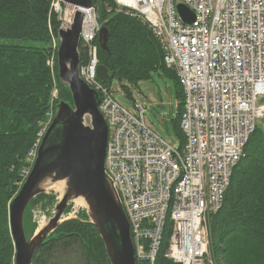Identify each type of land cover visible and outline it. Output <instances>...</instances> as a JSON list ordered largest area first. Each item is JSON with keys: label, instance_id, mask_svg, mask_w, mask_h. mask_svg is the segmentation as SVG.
Listing matches in <instances>:
<instances>
[{"label": "built area", "instance_id": "built-area-1", "mask_svg": "<svg viewBox=\"0 0 264 264\" xmlns=\"http://www.w3.org/2000/svg\"><path fill=\"white\" fill-rule=\"evenodd\" d=\"M60 2L50 0V10L59 12ZM114 2L147 25L184 95L179 123L184 142L176 147L146 124L143 105L135 102L129 112L97 78L96 8L84 10L79 39L86 44L88 60L78 74L99 95L98 109L108 130L104 169L129 222L135 256L155 264L169 219L164 256L180 264H214L206 217L221 207L232 170L264 115V103H258L264 96V0ZM177 3L194 13L192 23L181 19ZM53 50L47 61L52 82L48 120L29 151L22 181L59 96L56 44Z\"/></svg>", "mask_w": 264, "mask_h": 264}, {"label": "trees", "instance_id": "trees-1", "mask_svg": "<svg viewBox=\"0 0 264 264\" xmlns=\"http://www.w3.org/2000/svg\"><path fill=\"white\" fill-rule=\"evenodd\" d=\"M92 4L97 9V22L108 30L106 49L100 47L98 35L94 42L98 62L109 74L104 83L116 79L128 92L129 86H137L153 73L170 78L178 99L171 126L181 147L183 90L174 71L165 65L158 40L147 25L119 10L114 0H92ZM58 16L50 10V0H0V38L30 41L28 45L0 43V264H14L9 203L29 166V151L39 138L48 111L52 82L46 60L54 52L51 35L57 37L61 26ZM78 55L79 65L86 63L87 47L81 40ZM55 76L58 100L71 101L68 88L58 81L56 67ZM55 202L52 192L40 193L30 201L23 222L26 234L32 235L38 226L34 210L50 211ZM206 226L214 264H264V115L232 170L221 207L207 215ZM169 231L167 219L155 264H180L164 256ZM44 254L49 256L48 264H110L102 239L84 210L48 235L35 251L32 264H46ZM136 264L149 262L136 258Z\"/></svg>", "mask_w": 264, "mask_h": 264}, {"label": "water", "instance_id": "water-1", "mask_svg": "<svg viewBox=\"0 0 264 264\" xmlns=\"http://www.w3.org/2000/svg\"><path fill=\"white\" fill-rule=\"evenodd\" d=\"M73 10L67 27L57 30L56 53L58 81L70 93L71 101L55 103L53 117L45 129L31 169L9 203V226L15 248L14 264H32L37 248L64 220L76 217L66 212L69 201L82 199L88 221L102 239L110 264H136L130 225L119 196L104 169L107 125L98 109L99 95L78 74L79 35L83 11L93 7L92 0H62ZM176 11L185 23H192L194 13L177 3ZM108 30L101 25L98 42L107 48ZM109 74L101 64L97 78L105 81ZM62 183L64 190L54 203L53 215L42 227L28 235L24 230V214L30 201L40 193H49L53 184ZM55 189V187H53Z\"/></svg>", "mask_w": 264, "mask_h": 264}, {"label": "rangeland", "instance_id": "rangeland-1", "mask_svg": "<svg viewBox=\"0 0 264 264\" xmlns=\"http://www.w3.org/2000/svg\"><path fill=\"white\" fill-rule=\"evenodd\" d=\"M64 7H62V5ZM65 4L61 1L60 2V9H59V20H64L63 13L65 11ZM58 14V12H55ZM97 15V9H96ZM63 17V19H62ZM0 43H9V44H30V41L21 40L19 38H0ZM58 39L54 35H51V50L53 51L54 44L57 45ZM52 53H50L49 57L46 60H50ZM56 67V63H55ZM106 85L110 88L112 96L125 109L129 112H134V103L137 102L140 105H143L145 110V122L146 124L156 133L158 134L163 140L171 144L172 146L178 147L180 145V140L174 134L171 126V120L175 117L178 99L175 93V86L172 80L162 74L158 75L153 73L151 78L141 81L137 84V86H129V91L125 92L122 87L119 85V82L116 79H112L110 83H106ZM51 100V92L49 97V102ZM258 103H264V96L258 99ZM48 120V115H45L44 121L41 123L42 128L45 126ZM28 165L30 163L29 159L26 160ZM62 185V184H60ZM54 187V186H53ZM48 187V190L52 189L56 194V201L61 197L63 190H57L56 188ZM62 188V186H61ZM83 200L77 198L76 200L69 201L71 213L73 215L77 210L82 211L85 209V204L82 202ZM69 207V206H68ZM53 209L49 211L46 209L43 211L40 208H36L34 210L35 219L38 222V228L42 227L47 223V220L53 215ZM209 245V243H208ZM209 252V246H208ZM65 256L69 257V254H65ZM210 256V255H209ZM46 258V264H48L49 256L44 254ZM64 263V259H58ZM72 263V262H71Z\"/></svg>", "mask_w": 264, "mask_h": 264}, {"label": "bare ground", "instance_id": "bare-ground-1", "mask_svg": "<svg viewBox=\"0 0 264 264\" xmlns=\"http://www.w3.org/2000/svg\"><path fill=\"white\" fill-rule=\"evenodd\" d=\"M63 16H64L63 27H67L70 24V22L72 20V17H73V10H72V8L70 6H66L65 7V11L63 13ZM60 184H62V183L53 184V185H51V187L54 186L57 190H61V185ZM149 242L150 241L148 240V241H144V243H143L145 251L148 250Z\"/></svg>", "mask_w": 264, "mask_h": 264}]
</instances>
